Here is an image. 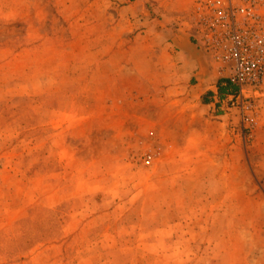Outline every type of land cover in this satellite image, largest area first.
Wrapping results in <instances>:
<instances>
[{"label":"rangeland","instance_id":"rangeland-1","mask_svg":"<svg viewBox=\"0 0 264 264\" xmlns=\"http://www.w3.org/2000/svg\"><path fill=\"white\" fill-rule=\"evenodd\" d=\"M196 1L0 0V264H264V87Z\"/></svg>","mask_w":264,"mask_h":264},{"label":"built area","instance_id":"built-area-1","mask_svg":"<svg viewBox=\"0 0 264 264\" xmlns=\"http://www.w3.org/2000/svg\"><path fill=\"white\" fill-rule=\"evenodd\" d=\"M204 51L237 87L234 99L264 87V0H197Z\"/></svg>","mask_w":264,"mask_h":264},{"label":"crops","instance_id":"crops-1","mask_svg":"<svg viewBox=\"0 0 264 264\" xmlns=\"http://www.w3.org/2000/svg\"><path fill=\"white\" fill-rule=\"evenodd\" d=\"M183 45H185L184 47H187L188 49L189 48L192 49V51L195 50V51H193L194 54H196V56L194 55L195 58L192 55H190V56H192L194 58L195 63H196V68L198 69L197 72H195V74H194V78L199 80V83L201 84V86H203V84L207 83V82H213L214 84L217 83V81H216L217 76H216L214 67L213 66L210 68L207 67V65L204 63L202 57H200V55L198 54L199 51L197 49L196 44L189 42V43H184ZM209 90L211 92L215 93V87L212 85V86H209V87L203 89L200 94L202 96L204 95L203 98L215 99L216 96L210 95L209 93H207Z\"/></svg>","mask_w":264,"mask_h":264},{"label":"trees","instance_id":"trees-1","mask_svg":"<svg viewBox=\"0 0 264 264\" xmlns=\"http://www.w3.org/2000/svg\"><path fill=\"white\" fill-rule=\"evenodd\" d=\"M216 89L220 98H222L227 94L234 93L236 90L235 87L232 86L228 81H223V80L217 81Z\"/></svg>","mask_w":264,"mask_h":264}]
</instances>
